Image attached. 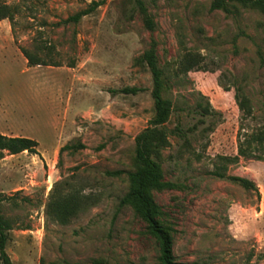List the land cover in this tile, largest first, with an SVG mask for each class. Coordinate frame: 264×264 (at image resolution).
<instances>
[{
  "label": "rangeland",
  "instance_id": "374dc122",
  "mask_svg": "<svg viewBox=\"0 0 264 264\" xmlns=\"http://www.w3.org/2000/svg\"><path fill=\"white\" fill-rule=\"evenodd\" d=\"M92 1L101 5L64 22ZM142 1L153 30L135 0H0V133L39 143L38 154L0 160L14 264H159L144 221L121 204L135 137L155 115L142 59L152 41L173 106L159 155L172 185L153 195L175 229L176 259L264 264V160L238 155L239 141L264 127V14L233 1ZM23 48L58 65L30 66ZM62 197L77 207L65 222L51 209Z\"/></svg>",
  "mask_w": 264,
  "mask_h": 264
},
{
  "label": "trees",
  "instance_id": "16d2710c",
  "mask_svg": "<svg viewBox=\"0 0 264 264\" xmlns=\"http://www.w3.org/2000/svg\"><path fill=\"white\" fill-rule=\"evenodd\" d=\"M238 2L241 5L256 9L264 14V0H214V6L224 7L226 2ZM135 6L144 15L145 24L150 29H154V21L150 16L144 2L135 0ZM101 3L92 1L90 5L75 14L69 16L64 22L78 23L84 16L92 13ZM5 7L0 6V20L8 17L5 14ZM23 54L30 66L50 64L58 65L57 62L50 63L32 54L27 49H22ZM156 43L152 44L143 53L142 59L147 64L153 77L152 96L154 98L155 115L150 120L149 125L135 137V159L138 163L136 169L129 172L130 188L128 193L121 199V204H131L145 223L147 233L155 240L158 247L159 264H202L199 261H178L173 252L175 229L163 218L161 206L155 201L153 190L171 186L170 182L165 181L162 165L159 160L161 149L167 145V129L165 123L172 112V102L163 96L164 89L168 88L164 72L158 65ZM73 66V64H71ZM124 92L136 93L137 88H125ZM238 107L243 111V116L250 112L246 109L248 103L246 99L236 94ZM254 145V146H253ZM39 143L37 140L25 136H13L0 133V160L4 157V152L9 154H19L27 151L31 154H38ZM68 145L61 148L65 149ZM254 147V148H253ZM264 149V127L256 132L246 134L238 144V155L242 157L264 160V152H256ZM255 150L254 152H252ZM221 159L228 163L236 161L234 157L221 156ZM120 173L119 171L114 172ZM214 174L220 178H226L224 172L215 171ZM232 182L240 184L245 189L257 190L252 180L240 176H228ZM67 197L56 200L51 207L58 221L65 222L68 215L75 213L77 207L70 203ZM2 196H0V201ZM12 229V224L7 219L0 216V261L1 264H14L6 252L8 242V232Z\"/></svg>",
  "mask_w": 264,
  "mask_h": 264
},
{
  "label": "crops",
  "instance_id": "0c3cea01",
  "mask_svg": "<svg viewBox=\"0 0 264 264\" xmlns=\"http://www.w3.org/2000/svg\"><path fill=\"white\" fill-rule=\"evenodd\" d=\"M0 42H2L1 40H0ZM0 50H1V47H0ZM4 134V133H3ZM7 135V134H6Z\"/></svg>",
  "mask_w": 264,
  "mask_h": 264
}]
</instances>
